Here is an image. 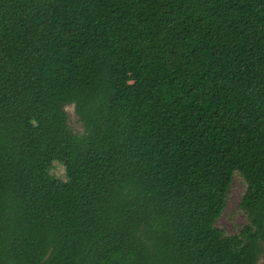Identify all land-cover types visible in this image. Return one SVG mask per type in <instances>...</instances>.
<instances>
[{
    "label": "trees",
    "instance_id": "obj_1",
    "mask_svg": "<svg viewBox=\"0 0 264 264\" xmlns=\"http://www.w3.org/2000/svg\"><path fill=\"white\" fill-rule=\"evenodd\" d=\"M261 258L264 0H0V264Z\"/></svg>",
    "mask_w": 264,
    "mask_h": 264
},
{
    "label": "rangeland",
    "instance_id": "obj_2",
    "mask_svg": "<svg viewBox=\"0 0 264 264\" xmlns=\"http://www.w3.org/2000/svg\"><path fill=\"white\" fill-rule=\"evenodd\" d=\"M64 110L67 114V123L71 130L75 134L81 135L83 133V127L74 112L73 105L65 106ZM51 173L59 179H64V169L58 163L54 164V168ZM244 191L245 185L241 177L238 174H235L228 192L226 207L216 221V226L223 230L226 235L231 236L237 234L241 227L247 223L246 216L239 208V202ZM262 263L263 258L259 260L258 264Z\"/></svg>",
    "mask_w": 264,
    "mask_h": 264
}]
</instances>
